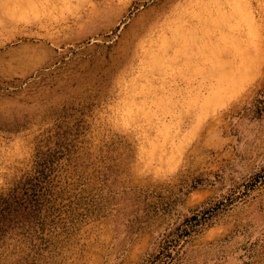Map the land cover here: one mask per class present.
I'll list each match as a JSON object with an SVG mask.
<instances>
[{"label": "rangeland", "instance_id": "1", "mask_svg": "<svg viewBox=\"0 0 264 264\" xmlns=\"http://www.w3.org/2000/svg\"><path fill=\"white\" fill-rule=\"evenodd\" d=\"M0 1V264H264V0Z\"/></svg>", "mask_w": 264, "mask_h": 264}, {"label": "bare ground", "instance_id": "2", "mask_svg": "<svg viewBox=\"0 0 264 264\" xmlns=\"http://www.w3.org/2000/svg\"><path fill=\"white\" fill-rule=\"evenodd\" d=\"M0 2H1V1H0ZM4 2H5V1H4ZM28 2H29V0H28ZM2 3H3V1H2ZM2 3H1V4H2ZM23 3H24V1H23ZM23 3H22V4H23ZM32 3H33V2H32ZM4 5H5V4H4ZM0 6H1V5H0ZM20 6H21V5H20ZM36 6H37V5H36ZM18 7H19V6H18ZM37 7H38V6H37ZM26 9H27V7H26ZM32 10L34 11V9H32ZM27 11H28V10H27Z\"/></svg>", "mask_w": 264, "mask_h": 264}]
</instances>
